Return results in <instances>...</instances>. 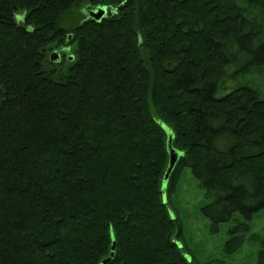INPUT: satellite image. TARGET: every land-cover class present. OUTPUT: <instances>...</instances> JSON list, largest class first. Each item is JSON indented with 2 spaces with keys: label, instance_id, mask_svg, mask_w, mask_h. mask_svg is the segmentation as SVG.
I'll list each match as a JSON object with an SVG mask.
<instances>
[{
  "label": "trees",
  "instance_id": "trees-1",
  "mask_svg": "<svg viewBox=\"0 0 264 264\" xmlns=\"http://www.w3.org/2000/svg\"><path fill=\"white\" fill-rule=\"evenodd\" d=\"M263 68L264 0H0V264H212L169 209L186 168L238 250L264 209V97L231 79Z\"/></svg>",
  "mask_w": 264,
  "mask_h": 264
},
{
  "label": "rangeland",
  "instance_id": "rangeland-1",
  "mask_svg": "<svg viewBox=\"0 0 264 264\" xmlns=\"http://www.w3.org/2000/svg\"><path fill=\"white\" fill-rule=\"evenodd\" d=\"M92 10L95 7L88 9L89 16ZM83 13L86 14V11H82ZM70 49L66 51L69 52ZM231 81L232 85L247 83L264 97V68L259 71L239 70ZM163 128L169 131L166 126ZM205 202L203 189L190 170L184 169L168 194V205L171 215L180 219L185 241L196 259L200 262L212 261V264L220 261L223 264H260L259 251L264 248V209L257 211L249 221V231L245 234L243 245L236 251L228 252L223 247L229 238L228 229L231 223H221L217 231H211L210 220L201 212Z\"/></svg>",
  "mask_w": 264,
  "mask_h": 264
},
{
  "label": "water",
  "instance_id": "water-1",
  "mask_svg": "<svg viewBox=\"0 0 264 264\" xmlns=\"http://www.w3.org/2000/svg\"><path fill=\"white\" fill-rule=\"evenodd\" d=\"M111 9V7L108 6H97L95 8V10L90 11V16L96 20H99L100 18H102L105 13ZM57 55V54H56ZM56 55L55 52H53L50 56V60L53 61L56 59ZM171 138H172V134L170 131H167V151H168V165L166 168V171L164 173L163 176V180L167 181L178 157H179V151L176 150L174 147H172L171 145ZM111 258V256L109 258H107L105 261H108Z\"/></svg>",
  "mask_w": 264,
  "mask_h": 264
},
{
  "label": "flooded vegetation",
  "instance_id": "flooded-vegetation-1",
  "mask_svg": "<svg viewBox=\"0 0 264 264\" xmlns=\"http://www.w3.org/2000/svg\"><path fill=\"white\" fill-rule=\"evenodd\" d=\"M61 51H62V49H56L55 50V55L57 54L56 55V59H55L56 61L53 60V61H51V63L54 64L55 62L57 63V62H59L61 60V58H62V52Z\"/></svg>",
  "mask_w": 264,
  "mask_h": 264
}]
</instances>
